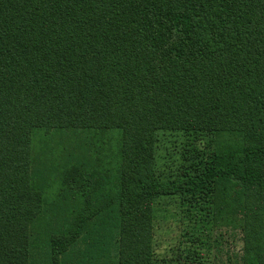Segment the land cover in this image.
Listing matches in <instances>:
<instances>
[{
  "label": "trees",
  "instance_id": "16d2710c",
  "mask_svg": "<svg viewBox=\"0 0 264 264\" xmlns=\"http://www.w3.org/2000/svg\"><path fill=\"white\" fill-rule=\"evenodd\" d=\"M170 202L202 226L159 260ZM207 226L264 264V0H0V264L34 229L49 264H204Z\"/></svg>",
  "mask_w": 264,
  "mask_h": 264
},
{
  "label": "rangeland",
  "instance_id": "374dc122",
  "mask_svg": "<svg viewBox=\"0 0 264 264\" xmlns=\"http://www.w3.org/2000/svg\"><path fill=\"white\" fill-rule=\"evenodd\" d=\"M108 136L110 134H107ZM88 134L81 131L71 134L70 132L64 133L60 137L67 140L80 141L81 139H87ZM45 138L43 133L37 132L33 136L32 153L33 156H37V159L45 161V157L41 156L40 141ZM74 138V139H73ZM54 139V138H53ZM59 139L55 138V141ZM186 138L181 134H168L161 133L158 135L157 140V155L159 167L165 169L166 167H174L178 163L179 152L181 146L185 144ZM52 141V140H51ZM53 144L52 142H48ZM50 144V146H51ZM98 145H101L98 143ZM55 148V146L53 145ZM94 149L97 151L98 156L103 153V150L94 145ZM177 153V156H176ZM49 157V155L47 156ZM155 220L154 230V246L157 252V259L161 260L171 256L173 250L181 247H185L186 231L197 230L202 226L194 218L187 216L185 212H181L177 203L170 202L168 205L159 209ZM39 232H32L33 252L31 254L30 264H49L48 252L44 248V237L41 238ZM47 234V233H46ZM45 234V235H46ZM202 236L204 238L205 247L207 249L208 256L204 264H240L239 257L241 255L242 241L241 234L236 230H232L228 227H212L207 226ZM81 246L77 247L73 254H67L65 256L66 264H73L70 259L76 257V253L80 252ZM183 260H179L182 263ZM158 264H174L158 263ZM196 264V263H195Z\"/></svg>",
  "mask_w": 264,
  "mask_h": 264
}]
</instances>
